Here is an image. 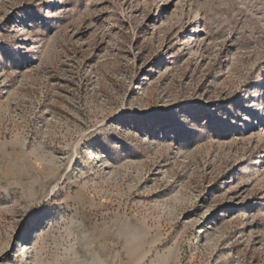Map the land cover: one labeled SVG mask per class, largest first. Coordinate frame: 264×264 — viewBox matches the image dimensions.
<instances>
[{
  "label": "rangeland",
  "instance_id": "1",
  "mask_svg": "<svg viewBox=\"0 0 264 264\" xmlns=\"http://www.w3.org/2000/svg\"><path fill=\"white\" fill-rule=\"evenodd\" d=\"M0 264H264V0H0Z\"/></svg>",
  "mask_w": 264,
  "mask_h": 264
}]
</instances>
